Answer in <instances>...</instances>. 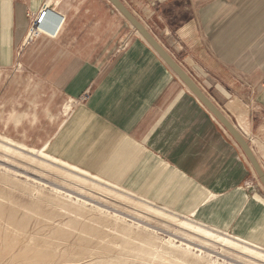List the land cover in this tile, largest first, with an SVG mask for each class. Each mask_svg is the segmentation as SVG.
Masks as SVG:
<instances>
[{"label":"crops","instance_id":"1","mask_svg":"<svg viewBox=\"0 0 264 264\" xmlns=\"http://www.w3.org/2000/svg\"><path fill=\"white\" fill-rule=\"evenodd\" d=\"M122 1L264 169V0ZM135 31L109 0H0V133L45 146L29 149L46 157L51 145L82 172L137 182L157 203L170 202L155 188L196 186L209 195L190 216L220 223L242 207L233 237L262 247L264 198L245 191L261 181L244 150Z\"/></svg>","mask_w":264,"mask_h":264},{"label":"rangeland","instance_id":"2","mask_svg":"<svg viewBox=\"0 0 264 264\" xmlns=\"http://www.w3.org/2000/svg\"><path fill=\"white\" fill-rule=\"evenodd\" d=\"M50 146L46 151L61 158ZM43 147L0 133V264H264V243L256 248L233 237L242 207L208 222L190 216L201 210L197 199L209 195L196 186L155 188L157 198L170 202L157 203L141 195L137 182L110 181L29 149ZM260 183L244 189L249 197L264 198Z\"/></svg>","mask_w":264,"mask_h":264},{"label":"water","instance_id":"3","mask_svg":"<svg viewBox=\"0 0 264 264\" xmlns=\"http://www.w3.org/2000/svg\"><path fill=\"white\" fill-rule=\"evenodd\" d=\"M113 5L130 21L132 26L138 30L144 40L162 57L173 72L184 82V84L197 96V98L212 112V114L222 123V125L232 134L236 141L244 150L247 158L251 162L258 178L264 186V169L253 152L249 141L234 125V123L220 110V108L206 95L196 81L182 68L174 57L164 48V46L152 35V33L136 18L122 0H109Z\"/></svg>","mask_w":264,"mask_h":264},{"label":"bare ground","instance_id":"4","mask_svg":"<svg viewBox=\"0 0 264 264\" xmlns=\"http://www.w3.org/2000/svg\"><path fill=\"white\" fill-rule=\"evenodd\" d=\"M135 29V28H134ZM136 30V29H135ZM140 35H141V33L138 31V30H136ZM135 31V32H136ZM142 36V35H141ZM210 234V233H209ZM237 239V238H236ZM238 240H240V239H238ZM245 242H247V241H245ZM248 244H251L252 246H254V247H256V248H260L258 245H256V244H253V243H251V242H247Z\"/></svg>","mask_w":264,"mask_h":264},{"label":"built area","instance_id":"5","mask_svg":"<svg viewBox=\"0 0 264 264\" xmlns=\"http://www.w3.org/2000/svg\"><path fill=\"white\" fill-rule=\"evenodd\" d=\"M203 104V103H202ZM215 119H217L215 116H214Z\"/></svg>","mask_w":264,"mask_h":264}]
</instances>
